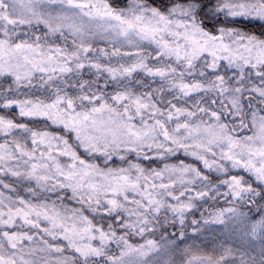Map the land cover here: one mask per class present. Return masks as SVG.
Listing matches in <instances>:
<instances>
[{"label": "snow or ice", "instance_id": "obj_1", "mask_svg": "<svg viewBox=\"0 0 264 264\" xmlns=\"http://www.w3.org/2000/svg\"><path fill=\"white\" fill-rule=\"evenodd\" d=\"M0 264H264V0H0Z\"/></svg>", "mask_w": 264, "mask_h": 264}]
</instances>
